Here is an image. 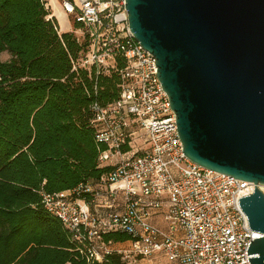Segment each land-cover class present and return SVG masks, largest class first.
<instances>
[{"label": "built area", "instance_id": "built-area-1", "mask_svg": "<svg viewBox=\"0 0 264 264\" xmlns=\"http://www.w3.org/2000/svg\"><path fill=\"white\" fill-rule=\"evenodd\" d=\"M62 1L72 33L87 45L73 71H108L117 59L126 68L121 99L91 106L96 140L107 147L99 166L111 171L68 192L43 193L45 210L92 263L251 264L258 257L249 256L252 240L264 235L250 228L239 199L254 194L255 184L186 157L157 60L135 39L126 0ZM113 234L130 240H107Z\"/></svg>", "mask_w": 264, "mask_h": 264}, {"label": "trees", "instance_id": "trees-1", "mask_svg": "<svg viewBox=\"0 0 264 264\" xmlns=\"http://www.w3.org/2000/svg\"><path fill=\"white\" fill-rule=\"evenodd\" d=\"M86 47L62 33L49 0H0V264H98L43 205V193L111 171L99 166L107 147L96 140L91 106L121 99L126 63L73 71Z\"/></svg>", "mask_w": 264, "mask_h": 264}, {"label": "water", "instance_id": "water-1", "mask_svg": "<svg viewBox=\"0 0 264 264\" xmlns=\"http://www.w3.org/2000/svg\"><path fill=\"white\" fill-rule=\"evenodd\" d=\"M135 39L157 60L186 157L255 184L239 204L264 235V0H126ZM264 264V237L248 249Z\"/></svg>", "mask_w": 264, "mask_h": 264}, {"label": "crops", "instance_id": "crops-1", "mask_svg": "<svg viewBox=\"0 0 264 264\" xmlns=\"http://www.w3.org/2000/svg\"><path fill=\"white\" fill-rule=\"evenodd\" d=\"M60 0H49V7L52 8L53 11V16L57 18V20L60 22V20L58 19V10H61V8L63 9V11L66 13V19H65V25L66 28H62L63 27V23L61 24L60 22V26H61V31L62 33H69L72 32V29L74 27V22L73 20L71 21L70 17L68 16L67 12L64 10V8L62 6H60L59 4ZM69 24V25H68Z\"/></svg>", "mask_w": 264, "mask_h": 264}, {"label": "rangeland", "instance_id": "rangeland-1", "mask_svg": "<svg viewBox=\"0 0 264 264\" xmlns=\"http://www.w3.org/2000/svg\"><path fill=\"white\" fill-rule=\"evenodd\" d=\"M59 4H60V6H62L63 8H64V5H63V3L60 1L59 2ZM51 8V7H50ZM52 9V8H51ZM62 9V8H61ZM63 10V9H62ZM64 10H66V9H64ZM71 19V21L73 20V22H74V19L71 17L70 18ZM59 24H60V22H59ZM60 28H61V26H60ZM62 28H65L64 27V25H63V27ZM10 55L9 54H4L3 55V57H2V59L4 60V61H8V60H10ZM147 145L143 142V140H139V147H146Z\"/></svg>", "mask_w": 264, "mask_h": 264}, {"label": "bare ground", "instance_id": "bare-ground-1", "mask_svg": "<svg viewBox=\"0 0 264 264\" xmlns=\"http://www.w3.org/2000/svg\"><path fill=\"white\" fill-rule=\"evenodd\" d=\"M58 19L60 20L61 24L63 23L64 27L66 28V13L61 9V10H58ZM69 25V24H68Z\"/></svg>", "mask_w": 264, "mask_h": 264}]
</instances>
